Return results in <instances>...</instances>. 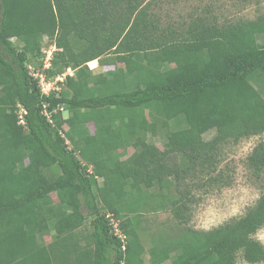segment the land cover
I'll return each instance as SVG.
<instances>
[{
    "label": "trees",
    "instance_id": "16d2710c",
    "mask_svg": "<svg viewBox=\"0 0 264 264\" xmlns=\"http://www.w3.org/2000/svg\"><path fill=\"white\" fill-rule=\"evenodd\" d=\"M163 4L0 0V264H264V192L218 227L190 225V187L230 184L224 145L264 134V13L221 21L208 6L173 19ZM33 58L47 80L73 73L44 93ZM176 118L187 125L171 128ZM160 130L163 149L148 138ZM247 164L264 170V140ZM160 212L173 220L147 248Z\"/></svg>",
    "mask_w": 264,
    "mask_h": 264
},
{
    "label": "rangeland",
    "instance_id": "374dc122",
    "mask_svg": "<svg viewBox=\"0 0 264 264\" xmlns=\"http://www.w3.org/2000/svg\"><path fill=\"white\" fill-rule=\"evenodd\" d=\"M166 0H163L164 9L171 8V17L173 19H178L179 15H187L189 13H203L207 10L208 6H211L212 14L216 15L219 20H248L255 19L257 16L264 13V0H178V2L173 5H167ZM163 22H165L169 17L166 16L167 13L163 12ZM15 40V39H14ZM18 43V41L16 40ZM258 42H264V34L258 36ZM46 43V42H45ZM47 45V44H45ZM49 48L46 50V56ZM46 59V57H45ZM45 61V60H44ZM40 61L33 58L30 62V70L33 72L35 68L39 67ZM90 68L93 67L96 73L102 72L103 68L101 66L97 67V64H89ZM73 73V70L68 71ZM41 87L46 92L49 91L56 85V80L52 82H47L42 79ZM259 87L260 84L255 82ZM68 114L65 113V116ZM186 121L182 119H174L170 122V126L173 129H180L186 126ZM90 131H94V126L91 125ZM216 134V130L212 129L204 134V139H210ZM149 141H155L161 149L164 148V131L160 130L156 136L152 134L149 135ZM264 140V134L261 136H253L250 138H244L236 143H228L224 145L222 149V155L219 162V170H223V177L230 180L228 185L215 184L207 188H202L200 191L195 189L193 186L190 187L192 192L195 194V198L192 205V216L190 220V225L196 229L210 230L214 227H218L226 221L238 217L246 212V210L254 205L259 199L261 194L264 192V170L259 174L255 172L248 166L247 157L251 153L253 147L260 141ZM69 146L72 145L69 143ZM133 148H129V151L124 158L128 157L132 152ZM198 176V175H196ZM192 181L199 182L197 177L193 179L192 177L187 178V182ZM193 183V182H192ZM192 185V184H189ZM189 185H182L181 190L188 188ZM206 190V191H205ZM53 198L57 201L56 195L53 194ZM173 218L170 212H160L151 214L148 217V224L150 229L144 230L143 240L146 247H149L148 241L150 243V236L153 232H157L160 227H162L164 222H172ZM115 224L118 222L112 220ZM91 229L88 223L85 227L78 230L79 234H87ZM255 237L264 243V226L256 233ZM44 241V240H43ZM51 238L45 237L44 243L50 242ZM84 243V240H79ZM238 264H250L242 259H239Z\"/></svg>",
    "mask_w": 264,
    "mask_h": 264
},
{
    "label": "built area",
    "instance_id": "2783aa9c",
    "mask_svg": "<svg viewBox=\"0 0 264 264\" xmlns=\"http://www.w3.org/2000/svg\"><path fill=\"white\" fill-rule=\"evenodd\" d=\"M55 49V47H51L49 50H48V52H47V56H46V59H45V61H44V66L45 67H49L50 65H51V59H52V53H53V50ZM68 71H71V69L69 68L68 69ZM66 72V73H64V74H62V75H58L54 80H56V85L58 86V81H63L64 80V78L66 77V75L69 73V72ZM32 74L35 76V77H39L40 78V84H41V81H42V79L43 80H45V81H47V82H52V81H54V80H47L46 79V77H45V75L43 74V72H41V71H39V70H36V69H34V71L32 72ZM70 74H72V73H70ZM42 85V84H41ZM59 87V86H58ZM43 88V87H42ZM52 89H57V90H59L60 89V87L59 88H56L55 86L53 87V88H51L49 91H45L44 89H42V91L44 92V93H49ZM112 220H114L113 218H112ZM113 222V221H112ZM116 226H114V229H115V231H116V233L119 235V236H121L122 238H124V236L125 235H123L122 233H121V231H120V229H119V227H118V223L117 224H115Z\"/></svg>",
    "mask_w": 264,
    "mask_h": 264
},
{
    "label": "crops",
    "instance_id": "0c3cea01",
    "mask_svg": "<svg viewBox=\"0 0 264 264\" xmlns=\"http://www.w3.org/2000/svg\"><path fill=\"white\" fill-rule=\"evenodd\" d=\"M95 63L97 64V67L100 66V65H99V62H98L97 60H93V61L89 62V64H95ZM91 69L95 72V70L93 69V67H92ZM95 73H96V72H95ZM99 73H100V72H99Z\"/></svg>",
    "mask_w": 264,
    "mask_h": 264
}]
</instances>
